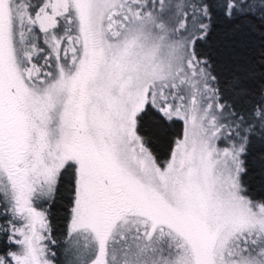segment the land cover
I'll return each mask as SVG.
<instances>
[{
	"label": "snow or ice",
	"instance_id": "obj_1",
	"mask_svg": "<svg viewBox=\"0 0 264 264\" xmlns=\"http://www.w3.org/2000/svg\"><path fill=\"white\" fill-rule=\"evenodd\" d=\"M0 264H264V0H0Z\"/></svg>",
	"mask_w": 264,
	"mask_h": 264
},
{
	"label": "trees",
	"instance_id": "obj_2",
	"mask_svg": "<svg viewBox=\"0 0 264 264\" xmlns=\"http://www.w3.org/2000/svg\"><path fill=\"white\" fill-rule=\"evenodd\" d=\"M236 25L229 24L223 20H220L217 22L216 29L214 33L212 34L210 40H209V49L211 51H214L216 53H221L225 50V48L230 44L232 40H241L244 38V31H243V22H241V32L234 33V28ZM146 125H149L151 123V118H146L145 121ZM260 189L257 186L256 192H259ZM53 216H54V223L56 225V238L60 239L61 234L63 232V211L60 205H57L56 208L53 210ZM57 259H62V256L60 255V249L57 248Z\"/></svg>",
	"mask_w": 264,
	"mask_h": 264
}]
</instances>
